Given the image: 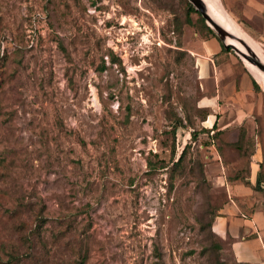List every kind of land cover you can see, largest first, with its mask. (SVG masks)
Returning a JSON list of instances; mask_svg holds the SVG:
<instances>
[{"label": "rangeland", "instance_id": "1", "mask_svg": "<svg viewBox=\"0 0 264 264\" xmlns=\"http://www.w3.org/2000/svg\"><path fill=\"white\" fill-rule=\"evenodd\" d=\"M208 1L264 63L243 0ZM187 2L0 0V264H239L220 179L249 183L257 153L264 181L263 128L220 167L230 130L205 123Z\"/></svg>", "mask_w": 264, "mask_h": 264}, {"label": "crops", "instance_id": "2", "mask_svg": "<svg viewBox=\"0 0 264 264\" xmlns=\"http://www.w3.org/2000/svg\"><path fill=\"white\" fill-rule=\"evenodd\" d=\"M261 3L243 0L241 9L236 12L240 19L263 33ZM221 5L224 9L222 2ZM220 52L221 43L216 37H202L201 33H196L191 55L204 94L200 103L209 111L205 123L220 125L219 130H230V162L221 163L220 167L236 171L242 167L238 157L242 149L237 143L242 136H247L244 140L252 138L243 127L261 126L264 135V100L260 89L254 88L255 76L250 68L231 53L224 61L226 55ZM255 137L260 139L258 134ZM256 154L252 155L254 159L249 165V183L220 179L222 203L214 225L218 234L229 240V247L239 264H264V181H259L261 158L257 160Z\"/></svg>", "mask_w": 264, "mask_h": 264}, {"label": "water", "instance_id": "3", "mask_svg": "<svg viewBox=\"0 0 264 264\" xmlns=\"http://www.w3.org/2000/svg\"><path fill=\"white\" fill-rule=\"evenodd\" d=\"M189 2L193 5V7L200 12L201 16L204 18L205 22L208 26H210L216 35L223 41V44L226 48H231L236 54H238L241 58H244L257 66L259 70L264 72V63L260 61V59L257 57L255 52H252L250 48L246 45L243 39L233 35L232 33L228 32L225 28H223L221 25H219L213 18L209 15L207 8L203 2V0H189ZM231 37L237 39L241 44L245 46L249 54H246L239 50L236 46L233 44L227 43L226 38Z\"/></svg>", "mask_w": 264, "mask_h": 264}, {"label": "trees", "instance_id": "4", "mask_svg": "<svg viewBox=\"0 0 264 264\" xmlns=\"http://www.w3.org/2000/svg\"><path fill=\"white\" fill-rule=\"evenodd\" d=\"M187 13H188V15L190 14V13H195L196 15H197V19H196V21H197V23H198V25L200 26V28H202L203 29V31H204V34H206V35H212V36H214V37H216L218 40H219V42L221 43V54H225L226 56L224 57V60H227V54L228 53H231L232 52V50H231V48H226L225 46H224V44H223V41L216 35V33L214 32V30L210 27V26H208L207 25V23L205 22V20H204V18L201 16V14H200V12H198L193 6H192V4L190 3V2H187ZM195 21V22H196ZM226 21V20H225ZM225 24H227V22L225 23ZM226 27H227V29H229L230 27H228L227 25H226ZM232 29L235 31V29L237 30L238 28L235 26V27H232ZM239 30V29H238ZM236 32V31H235ZM197 33H201V32H197ZM237 33V32H236ZM202 34V33H201ZM238 34V33H237ZM253 85H254V88H255V90H259L260 88H259V85H258V83L253 79ZM208 115V114H207ZM205 119H206V117H205ZM205 119H203V120H205ZM180 124V123H179ZM216 126V124L215 123H213V125H212V127H215ZM178 126H176V127H174V130L177 128ZM251 139V141H253L252 140V138H250ZM253 143H251V145H250V148L252 149L253 148ZM241 147V146H240ZM185 150H186V144L183 146V148H182V150H181V152L179 153V155L177 156V160L175 161V164L177 165V163L180 161V160H182L183 159V157H184V152H185ZM261 180V175H260V178H259V181ZM76 264H83V259H81L79 262L77 261L76 262Z\"/></svg>", "mask_w": 264, "mask_h": 264}, {"label": "bare ground", "instance_id": "5", "mask_svg": "<svg viewBox=\"0 0 264 264\" xmlns=\"http://www.w3.org/2000/svg\"><path fill=\"white\" fill-rule=\"evenodd\" d=\"M203 2H204V4H205V6H206V8H207V11H208V13H209V15L213 18V20H215V22H217L219 25H221L223 28H225L226 29V27L224 26V24L223 23H221L220 21H218V20H216L214 17H213V12H212V8H211V5H210V3H209V1L208 0H203ZM227 30V29H226ZM228 32H230V33H232L230 30H227ZM233 35H235L234 33H232ZM236 36V35H235ZM238 37V36H237ZM226 42L227 43H230V44H233L234 46H236L239 50H241L242 52H244L245 53V51H244V49L242 48V47H244L245 48V46L243 45V44H241L237 39H235V38H231V37H227L226 38ZM245 42V41H244ZM246 43V42H245ZM246 45L248 46V44L246 43ZM242 46V47H241ZM249 47V46H248ZM250 48V47H249ZM246 49V48H245ZM250 50L252 51V49L250 48ZM246 51H247V49H246ZM248 52V51H247ZM253 52V51H252ZM248 54H249V52H248ZM256 54V53H255ZM258 57V56H257ZM259 58V57H258ZM260 59V58H259ZM243 60L248 64V65H252L251 64V62H249L248 60H246V59H244L243 58ZM260 61H261V59H260ZM262 62V61H261ZM254 65V64H253ZM252 65V66H253ZM254 67H256L257 68V66H255L254 65ZM258 69V68H257ZM260 72H262L261 70H260ZM262 74H264V72H262Z\"/></svg>", "mask_w": 264, "mask_h": 264}]
</instances>
